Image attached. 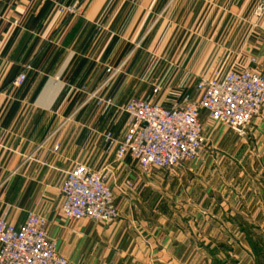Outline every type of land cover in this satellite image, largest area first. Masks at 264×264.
<instances>
[{
    "label": "crops",
    "instance_id": "0c3cea01",
    "mask_svg": "<svg viewBox=\"0 0 264 264\" xmlns=\"http://www.w3.org/2000/svg\"><path fill=\"white\" fill-rule=\"evenodd\" d=\"M256 2H0V217L17 227L35 211L71 264H264V107L244 137L200 110L199 156L171 173L117 161L113 146L130 97L170 107L215 70L264 76ZM66 4L82 14L59 12ZM155 87L179 93L166 100ZM77 164L106 170L112 223L62 217L61 186Z\"/></svg>",
    "mask_w": 264,
    "mask_h": 264
},
{
    "label": "built area",
    "instance_id": "2783aa9c",
    "mask_svg": "<svg viewBox=\"0 0 264 264\" xmlns=\"http://www.w3.org/2000/svg\"><path fill=\"white\" fill-rule=\"evenodd\" d=\"M57 9L67 16L82 14L78 6L70 4L58 5ZM253 14L257 26L264 30V0H257ZM107 71L110 78L114 72L111 68ZM25 79L26 72L22 71L13 83L21 86ZM157 90L156 87L153 92ZM194 92L193 100L185 97L170 107L147 98H128L123 105L128 124L121 139L113 143L115 159L129 157L144 173L152 168L173 171L183 163L196 160L204 141L200 110L206 111L210 121L244 137L246 127L264 107V76L249 67H233L226 72L215 70L196 80ZM103 105L112 106V99L104 100ZM57 149L55 146L54 150ZM61 193L63 218L103 224L118 218L104 169L77 164L65 172ZM44 224L43 218L33 210L26 213L17 227L0 217V264H71L47 236Z\"/></svg>",
    "mask_w": 264,
    "mask_h": 264
},
{
    "label": "rangeland",
    "instance_id": "374dc122",
    "mask_svg": "<svg viewBox=\"0 0 264 264\" xmlns=\"http://www.w3.org/2000/svg\"><path fill=\"white\" fill-rule=\"evenodd\" d=\"M254 10V9H253ZM253 13V12H252ZM253 16H254V14H253ZM255 17V16H254ZM163 75H164V77L166 78L167 76L165 75V74H154V76L153 77H160V78H162L163 77ZM156 88V87H155ZM153 91V90H152ZM167 91V93H170V92H173L174 94H176V93H179V89H176V88H172V89H170V90H164V89H162V90H160L159 88H158V90H157V92L156 93H154V92H152L154 95H157L158 97L160 96V97H165V99L166 100H168V95L166 94V95H164V92H166ZM196 95V94H195ZM202 123V122H201ZM203 125V124H202ZM227 127V126H226ZM228 128V127H227ZM228 129H230V128H228ZM231 130V129H230ZM232 132H234L233 130H231ZM235 133V132H234ZM163 173H171V171H163V170H161Z\"/></svg>",
    "mask_w": 264,
    "mask_h": 264
}]
</instances>
